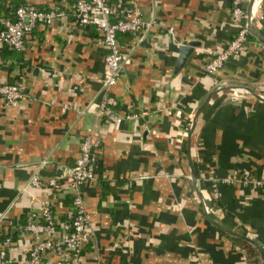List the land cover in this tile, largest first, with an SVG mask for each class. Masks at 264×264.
Returning <instances> with one entry per match:
<instances>
[{"label":"crops","instance_id":"crops-1","mask_svg":"<svg viewBox=\"0 0 264 264\" xmlns=\"http://www.w3.org/2000/svg\"><path fill=\"white\" fill-rule=\"evenodd\" d=\"M71 1L0 0L5 16L22 2L62 11L27 32L23 50L0 49V82L25 93L11 103L0 96V236H12L11 264L37 239L22 226L43 198L59 224L66 184L51 189L45 179L72 163L86 131L99 142L93 178L81 185L89 226L82 264H264V187L248 180L264 174L260 38L252 34L208 74V51L235 33L231 0H135L150 26L139 40L117 34L129 51L113 94L120 111L137 115L104 123L93 114L104 49L93 26L74 19ZM251 25L264 36V17ZM191 39L198 45L175 69L178 46ZM36 169L42 183L32 186Z\"/></svg>","mask_w":264,"mask_h":264},{"label":"built area","instance_id":"built-area-1","mask_svg":"<svg viewBox=\"0 0 264 264\" xmlns=\"http://www.w3.org/2000/svg\"><path fill=\"white\" fill-rule=\"evenodd\" d=\"M71 14L79 24L93 26L101 47L102 76L97 101L93 106L95 119L104 123L118 122L133 118L135 111H120L117 107V97L113 88L119 78L122 63L128 57V49L122 47L117 39L119 33H129L142 38L150 26V21L142 17L141 10L135 0H72ZM241 0H231L230 18L235 23V33L221 50H209L210 57L204 63V71L213 73L230 57L237 54L244 46L248 34L247 12L240 5ZM250 6V17L262 18L260 0H246ZM62 14L61 10L39 8L30 2H22L15 6L13 18L0 13V49L7 47L15 50L25 48V34L36 24H48ZM170 29V28H169ZM259 45L264 49V39H259ZM239 90V89H236ZM25 95L21 87L14 82H0V96L8 103L14 102ZM231 97H234L232 95ZM65 106L63 105L62 108ZM83 109H78L82 112ZM98 138L92 131H86L79 142L78 155L71 164L59 165L53 174L45 179L50 188L59 182L66 184V191L71 195V206L65 210V218L59 222L60 231H56V217L52 203L47 199L41 200L40 209L29 212L25 218L22 230L37 237L27 254L15 261L14 264H82L81 250L89 234L88 218L81 185L93 178L94 165L97 159L96 148ZM42 164H40L41 166ZM211 179V195L217 196L216 181ZM230 181V178H224ZM252 184L264 187V174L248 178ZM243 181V180H242ZM32 186H39L42 177L36 169L28 178ZM208 211L210 208L204 204ZM3 213L0 212V220ZM56 234V235H55ZM11 239L9 236L0 238V264H11L7 250ZM43 250H50L55 258L51 261L42 259Z\"/></svg>","mask_w":264,"mask_h":264},{"label":"water","instance_id":"water-1","mask_svg":"<svg viewBox=\"0 0 264 264\" xmlns=\"http://www.w3.org/2000/svg\"><path fill=\"white\" fill-rule=\"evenodd\" d=\"M246 12H247V25H248V28H249V31L251 34H253L254 36H257L258 38L260 39H264V36L258 34L252 27L251 25V17H250V6L248 5L247 9H246ZM198 41L197 40H187V41H183L179 46H178V54H177V57H176V62H175V69H178L182 66V64L184 63L185 61V58L189 55V53L191 52L192 48L196 45H198ZM220 87L219 85H216V88ZM228 87H231V88H237L239 90H245V91H249L250 90L246 87V86H242V85H230ZM253 93V91H252ZM201 205H202V208L204 210V212L206 213L207 210L206 208L204 207V204L201 202Z\"/></svg>","mask_w":264,"mask_h":264},{"label":"trees","instance_id":"trees-1","mask_svg":"<svg viewBox=\"0 0 264 264\" xmlns=\"http://www.w3.org/2000/svg\"><path fill=\"white\" fill-rule=\"evenodd\" d=\"M260 3H261V9H262V4H263V6H264V0H260ZM17 4H15V5H13V7H10L11 9V11L9 12V15H7L8 17H10V18H13V11H14V8H15V6H16ZM262 13H263V11H262ZM263 17H264V13H263ZM255 38L251 33L250 34H248V36H247V38ZM19 51V50H18ZM71 164V163H70ZM51 189H53V188H51ZM71 206V195L69 194V193H67V197H66V203H65V205H63V211H62V216H61V220H63L64 218H65V210L67 209V208H69ZM60 220V221H61ZM58 223L56 222V225H57ZM3 236H9L10 237V239L12 238V236H11V234L10 233H2L1 234V236H0V238L1 237H3Z\"/></svg>","mask_w":264,"mask_h":264}]
</instances>
